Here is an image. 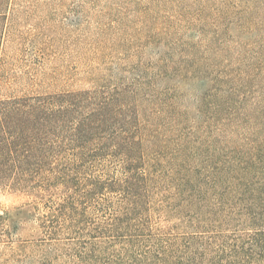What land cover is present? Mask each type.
<instances>
[{"label": "trees", "instance_id": "obj_1", "mask_svg": "<svg viewBox=\"0 0 264 264\" xmlns=\"http://www.w3.org/2000/svg\"><path fill=\"white\" fill-rule=\"evenodd\" d=\"M10 4L0 0L1 70ZM249 9L264 19V0ZM201 43L167 41L111 86L0 99V186L39 198L44 237L11 245L5 263L264 264V45L222 82L252 89L259 78L249 100L206 81ZM176 75L204 86L193 124L158 89ZM160 217L173 220L168 230L155 227Z\"/></svg>", "mask_w": 264, "mask_h": 264}, {"label": "rangeland", "instance_id": "obj_2", "mask_svg": "<svg viewBox=\"0 0 264 264\" xmlns=\"http://www.w3.org/2000/svg\"><path fill=\"white\" fill-rule=\"evenodd\" d=\"M253 5L254 0H11L2 22L0 99L111 86L127 80L133 66L146 69L149 60L166 51L167 41L202 40L207 45L196 58L208 70L206 81L219 78L217 91L235 88L237 97L248 93L254 100L262 86L259 78L248 85L252 89L235 82L222 85L248 70L264 45V19L260 9H249ZM165 24L175 25L176 33L166 37L161 32ZM180 50L167 56L169 67ZM201 85L176 75L157 86L170 88L167 97H174L176 108L193 124ZM164 123L168 129L169 118ZM165 129L161 133L169 134ZM41 214L37 196L0 186V264H7L11 245L44 238ZM154 220L163 230L173 224L167 217Z\"/></svg>", "mask_w": 264, "mask_h": 264}]
</instances>
